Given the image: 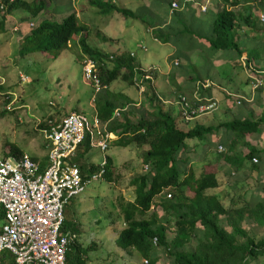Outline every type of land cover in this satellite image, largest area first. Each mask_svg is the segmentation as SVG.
Listing matches in <instances>:
<instances>
[{
  "label": "trees",
  "instance_id": "16d2710c",
  "mask_svg": "<svg viewBox=\"0 0 264 264\" xmlns=\"http://www.w3.org/2000/svg\"><path fill=\"white\" fill-rule=\"evenodd\" d=\"M245 2L259 3L264 7V0H223V3L218 6L214 20L207 26L208 34L202 36L200 31H192L188 26H184L185 30L181 35L203 37L211 50L233 51L238 58L242 52L246 51L238 31L242 25H249L250 17L237 14L233 8ZM0 3L5 5V9L0 10V33L5 31L6 16L17 9L23 8L32 18L42 16L39 23L29 29L20 43L21 56L40 53L56 58L67 48V44L73 37H78V45L85 55L100 64L109 61L107 55L87 45L86 28L78 22L76 12L73 11L60 20H54L44 17L42 13L45 8L41 1L31 6L22 0H15L12 3H9V0H0ZM88 3L97 7L102 13L116 12L125 17H133L127 10L111 0H88ZM182 21H188V13L184 14ZM259 23L251 26L253 31L260 30ZM261 25L264 27V23ZM13 28L14 26L11 28L12 31H14ZM260 39V36L256 38V40ZM247 53L253 69L264 72V59L258 47L254 45ZM109 63L111 64L109 68L98 67L97 73L102 85L109 87L119 80L128 84L133 83L132 78L137 67L130 55L120 54ZM137 69L142 73L139 68ZM147 73L155 79L153 69H149ZM261 77L264 78V74ZM195 79H199L198 76ZM113 95L107 89L98 93L97 117L102 123L108 122L110 132L120 128L121 131L114 142L115 146L129 147L139 151L142 163L147 166V170L137 175L132 182L135 186L133 199L120 205L126 226L115 238L116 247L126 254L137 252L145 258L147 264H158L156 248L152 245L154 237L158 240V246L165 251L169 264H250L264 255V238L257 240L245 229L247 224L264 227V200L254 204L244 202L240 206L231 203L225 206L218 196L208 193L219 185L216 175L205 174L196 178L189 168L186 170L185 167H178V155L186 142L203 140L213 132L226 133L230 140V151L236 148L237 142L243 140L246 146H249L246 139L250 135L260 133V127L264 125V106L259 116L249 111L248 117L242 120L234 119L218 123L214 127L195 125L187 129L177 124L181 119L180 113L174 116L169 110L162 109L163 104L152 82L148 81L144 97L150 106H154L156 113L151 117H149L150 113L147 117L143 114L134 123L125 118L123 126L115 128L112 126V123L116 121H112L114 110L118 107L124 108L131 101L126 99L119 105L116 102L119 97L114 98ZM243 102L244 105H248L247 102ZM145 112L146 110H143V113ZM41 127L47 128L48 125L42 123ZM89 151L88 140H85L77 149L76 157L73 159V162L77 159L81 161L78 167L83 180L99 171L97 165L87 164L86 166L84 160L88 159L85 155ZM254 153L255 149H250L243 158L238 154L236 158L239 162L232 164V167L238 171L243 162L251 159ZM21 155L22 152L18 148L12 147L5 157L19 158ZM223 159L228 160V156L224 155ZM181 163L185 162L181 161ZM39 165L43 170L46 161L40 162ZM110 168L111 162L108 158L104 174L106 180L110 179ZM251 169L257 170L258 167L252 163ZM165 191H168L170 198L164 197L159 204H154V199L164 195ZM71 200L64 207L65 219L62 230L77 233L79 226L73 220L74 212L68 208ZM158 207L162 210L159 217L154 210ZM151 208L153 210L150 218H144V214ZM2 217L3 212L0 209V219ZM172 220L174 228L170 227ZM190 243H193V246L189 250L187 246ZM92 246L91 244L83 248L76 241L66 255V264H85L84 259L88 258L87 255L93 249ZM3 257L8 258L5 254Z\"/></svg>",
  "mask_w": 264,
  "mask_h": 264
},
{
  "label": "rangeland",
  "instance_id": "374dc122",
  "mask_svg": "<svg viewBox=\"0 0 264 264\" xmlns=\"http://www.w3.org/2000/svg\"><path fill=\"white\" fill-rule=\"evenodd\" d=\"M22 1L30 6L41 1L43 7L48 10L46 18L54 20H60L73 11H79L84 7L88 8L86 15H88L89 23H91V37L88 40V45L99 51L108 52L105 47L98 48V46H94V34L99 31V37L97 39L100 38V40H102V34H106L108 31L106 22L111 19L114 20V18H119L120 15L117 13L110 12L106 15L99 11L101 14H98L97 8L88 5V0H56L54 2H50L49 0ZM28 1L29 3H27ZM154 7L157 8V10L154 11V14L160 16L163 13V10H160L161 5L159 6V4H155ZM259 7L263 9L262 5H259ZM257 15L258 14H256V20ZM22 17L24 18L23 20L21 19ZM13 18L14 20H11ZM13 18L8 19L5 31L0 35V82H3V84L0 85V158L5 157V154L9 153L12 147H15L22 153H28L40 163L46 161L47 153L41 133V130L44 128L41 127V124L47 123L48 121L58 123L59 120L70 111V109L81 111L88 119H90L92 117L91 115L94 113L93 107L96 105L98 94H95L92 87L85 84L82 78L83 56L82 54L80 55V49L75 45L76 37L72 38V47L61 51L56 58L40 53L21 56L19 53L20 41L17 40L18 34L11 30L12 25L15 24L18 28L20 27L23 29L24 27H28L30 23L37 25L40 18H32L23 8L15 10L13 12ZM149 20H152V18ZM130 22L131 21L128 19L125 25L129 27L131 24ZM116 23V28L113 30L115 32L114 34L118 38H126L127 34L124 33V31H120V23L118 21H116ZM259 29V32L264 33L263 25H260ZM145 38L147 39V46L150 47L152 44L151 40L149 37ZM261 39L259 40V47L261 54L264 56V38ZM102 44L104 45L105 43ZM127 49L134 50L136 53L141 54L139 50L136 49L133 42L127 45ZM151 51L150 48V54ZM85 57L88 56L86 55ZM106 64L108 67L111 66L109 61L106 62ZM182 65V63L178 67L172 65V74L169 77V84L163 83L160 79H158L155 84L157 93L164 101H169V103L162 102V109L166 111L169 110L174 116H177L178 114V106L174 103L177 96L180 94L187 95L184 94L185 89L183 87H177L173 82L175 78L184 80L190 74V71L183 69ZM207 73L208 75H202L196 72V76L201 80L211 79L216 84L222 83L223 76L219 71L214 73L212 70H207ZM19 74H23L27 79L21 81ZM119 81L112 84L117 86L116 89H119L121 86V82L119 83ZM243 83L245 85L244 80ZM124 86V94H126V96H128L133 102L139 103V106H131L129 110L133 111V113L130 115H128L127 111V113L122 111L123 113L121 112L118 119L122 117L125 119L130 116V121L135 122L139 119L142 110H146L148 114L150 113L149 117L156 113L154 106H150L144 96L139 95L134 83L128 84L124 82ZM113 90L115 89L113 88ZM140 97H142V100ZM260 103V107L258 106L259 108H255L258 115L264 105L263 97L262 102L260 101ZM7 107H9L10 110H8ZM229 118L230 116L224 111V108L218 107L213 114L198 117L196 121H202L201 119H203L206 121L203 122V124L216 125ZM207 121L209 122L207 123ZM192 122L193 121L183 124L184 126L189 124L188 128L190 129L196 125ZM184 126L182 127L186 128V126ZM261 137L262 139L260 140V143L261 147H263L264 135ZM221 140L223 139L210 136L206 141L203 140L204 147H196L194 149L189 146L190 148L188 151H183V153L178 155V167H185L187 170V164L190 161H193L195 162L194 166H197V171L195 173L203 174L205 171L212 172V170H210L212 164L219 163L220 161L223 162L224 155L231 156L232 160H234V157L239 156L238 154L243 155L247 153V146L243 140L242 142H237L236 148L233 149V151L227 149L228 151H226L225 154H216L215 147ZM253 141H257L255 134L250 135L246 139L247 143H252ZM209 142L211 143L209 144ZM208 146H210V149ZM204 148H208L205 154H203ZM115 149H119V147H112L109 150V153H113V150ZM126 149L127 150L119 155V161L116 160V165L113 163L111 164L110 179L106 180L103 177V179L100 180H90V182L86 184L84 191L73 198L68 205V208L74 212L73 220L77 222L79 226L78 232L76 233L78 243L83 248H86L91 244L93 245V249L88 252V258L84 259L85 264H145V258L141 257L137 252L133 251L131 254H126L115 245V238L126 226L120 205L123 202L131 201L133 199L135 186L132 182L137 175H141L145 172V165L141 161V153L129 147H126ZM85 157L88 158H85L86 160H84L86 166L92 164L90 161H95L98 166L102 154L97 150H91L85 155ZM204 159H206L205 161H207V164ZM181 161L185 162V165L181 163ZM80 162L81 161L77 159L74 163L78 166ZM206 167L209 168L206 169ZM225 168H227V166H225ZM224 169L222 173L220 172L221 175L228 173L231 178L235 175L238 178L241 176L240 172L235 171L234 175L231 170L229 171V168L226 170ZM244 184H241V189ZM218 191L220 192L221 190ZM167 193L168 191H165L164 195L156 197L153 201L154 204H159L164 200V197L169 199L166 197ZM220 193L221 202L225 206H228L231 203L232 198L230 196H224L223 191ZM233 198L236 200L235 196H233ZM244 198L246 201L249 200L248 195L244 196ZM235 200L233 203L238 205L237 203L239 202L236 203ZM242 204L243 203H240L239 205ZM158 209L159 208H155L154 210L159 217L161 216V212ZM152 210L153 209L144 214L143 217L149 219ZM1 223L2 219H0V225ZM173 224L174 221L172 220L170 223L171 228H174ZM245 229L253 234L257 240L264 238V227L247 224L245 225ZM189 245L187 247L190 250L193 243H190ZM156 256L158 257V264L170 263L162 247L157 246ZM250 264H264V255L260 256L257 261L251 262Z\"/></svg>",
  "mask_w": 264,
  "mask_h": 264
},
{
  "label": "crops",
  "instance_id": "0c3cea01",
  "mask_svg": "<svg viewBox=\"0 0 264 264\" xmlns=\"http://www.w3.org/2000/svg\"><path fill=\"white\" fill-rule=\"evenodd\" d=\"M112 1L122 9L127 10L129 14L133 15V17L131 16L125 17L117 13L118 15H120V17L117 16L119 18H114V20L111 19L107 21L106 22L107 24L106 27L108 28L107 33L102 34V40H100V38L97 39L99 37L98 36L99 31H97V33L94 34L95 36L94 46H98V48L105 47L107 48L108 52L99 51L96 48L95 49L92 48L93 50L103 53L104 55H111V54L129 55L130 53H133L134 55L132 56V58L135 67L139 68L140 70L153 69L156 75L155 79H153V87L155 89L158 98L163 103L166 102L169 103V101H164L162 97L157 93L155 84L158 79L163 81V83L169 84V77L172 74V65L173 66L176 65L178 67L182 63L183 69H187L190 71V74L184 80L176 79V78L173 80L174 84L177 87H183L185 89L184 94H187L186 96L188 97H191L192 94L194 93L196 82L201 80V79L196 80L194 78L196 76V72L198 74L208 75L207 70H212L214 71V73L219 71V73L223 76L222 83L216 84L211 79H203V80L211 81L212 83H214V86L212 88L204 90L202 94L203 96L206 97L216 98L219 102V108H224V111L229 114L230 118L223 122L232 121L234 119L237 120L245 119L248 117L249 111H252L255 116L260 115L257 114L255 108H257L261 104L260 101L262 102V97L264 98V93L262 91L252 90L249 84V80L246 77L245 69H243L241 65L240 58L241 56H246L248 62L250 63L247 52L252 50L254 45L258 47V51L261 54L259 47L260 41L256 40V38L258 36H260V38H264L262 37L264 36V33L259 31L255 32L251 27L253 24L259 23L260 22L259 16L264 14V9H261L259 7V5L261 4L259 3L256 4L254 2L251 3L245 2V3H239L237 6L233 8L235 9L237 14H240L245 17L248 16L250 17L249 25H242L238 31V34L240 35V41L243 43L246 51L242 52L240 56L237 58L236 54L233 51L211 50L208 47V44L203 39V37L194 38L193 36H190L188 34L181 35L182 32L185 30L184 26H188L189 30L192 31L195 30L200 31L202 33V36L208 34L207 26L210 22L214 20L218 6L219 4L223 3V0H112ZM171 2H176L178 4V8L174 11H171L170 9ZM27 3H29V1ZM155 4H159V6L161 5L160 10H163V13L160 16L154 14V11L157 10V8L154 7ZM88 5L93 6L90 3H88ZM202 7H205L206 10L202 11L201 10ZM87 10L88 8L86 7L80 9L79 11L77 10L76 17L78 19V22L84 25L86 28L85 36H86V43L88 45L89 44L88 40L91 37V33H90L91 23H89L88 15H86ZM97 10H98L97 13L99 14L100 10L98 8ZM47 11H48L47 9H44L42 13L44 17L46 16ZM254 12H255V16H254ZM109 13H104V14L107 15ZM186 13H188V21L183 22L182 19L184 17V14ZM256 14H258L257 20L255 19ZM9 18H13V12L10 15L6 16L5 27L7 26V22ZM38 18H42V16H39ZM150 18H152V20H149ZM21 19L23 20L24 18L22 17ZM128 19L131 21L129 27L125 25ZM11 20H14V18ZM116 21L120 23V31L121 32L124 31V33L127 34L126 38L124 39L118 38L114 34L115 32L113 30L116 28L115 25ZM30 24H32V26H30ZM30 24L28 25V27H24L23 29L19 27L18 31H16L18 34L17 40L20 41L19 43L22 42L24 36L27 34V32H29V29L35 26V24L33 23ZM259 24L261 25L262 22H260ZM13 26H15V24H13L12 27ZM1 34L2 33H0V35ZM145 37H149V39L151 40L152 44L150 47L147 46L146 44L147 39ZM132 42L136 46V49L139 50L141 54L136 53L134 50L127 49V45L131 44ZM102 43L105 44L103 45ZM72 45H73L72 41H70L67 44L66 49H70ZM75 45L80 49L78 45V37H76ZM142 46L146 48V51H143L141 49ZM150 48L152 50L151 54L149 52ZM81 54L82 56H86L80 49V55ZM261 57L262 59H264V56L262 54ZM243 80L245 81V85L243 83ZM120 82H121V86L119 87V89H116L117 86L112 85L113 84L112 83L107 90L109 91V93L114 94L113 95L114 98H116L117 96L119 97L116 101L117 103H119V105L120 103L124 102L126 99H129L131 101V103L127 104L126 106H124V108H122L125 112L126 111L128 112V115H130L131 113H133V111L129 110L130 107L131 106L137 107L139 106V103L133 102L128 96H126V94H124V89H125L124 82L119 81V83ZM113 88L115 90H113ZM223 90L231 93L232 96L234 95V97L227 96L226 94L223 93ZM140 98L142 100V97ZM237 100L240 101V104H237ZM243 101L247 102L248 105H244ZM118 108L120 109V107ZM93 109H94V113L91 115L92 117L97 115L96 105L93 107ZM70 111H75V110L70 109ZM76 112L82 113L81 111H76ZM177 113L179 114L178 107H177ZM140 114H141L140 116L144 114L143 110L142 112H140ZM147 114L148 113L145 112L144 115L147 116ZM127 118L130 120V116H128ZM113 120L114 119H112V121ZM115 120L116 121L112 123L113 124L112 126L115 128L120 125L123 126V123L125 122V119L123 117ZM180 120L181 119L178 120L177 124L178 126L182 127L184 126V124ZM201 120L202 121H196L195 119V121L193 120L192 123H195L196 125H202L205 127L206 126L214 127L218 125V124L216 125L203 124V122L206 121L203 119ZM208 122L209 121H207V123ZM188 125H185L187 129H189ZM260 130H261L260 133L255 134L257 141L248 143L249 146L246 147L247 153L250 149H255V153L251 157L252 158L256 157L257 160L259 159L258 164H255L258 167L257 170H252L251 159H246L241 165V168L238 169V171H236L234 167H232V164L238 163L239 159L233 156L234 160H232V157L228 155L226 156H228V160L230 159V161L224 159L223 162L220 161L219 163H213L212 167H210V170H212V172L205 171L203 174L195 173L197 171L196 168L197 166H194L195 162L190 161L187 164L189 170H191L194 173V177L196 178L202 177L205 174L216 175L219 185L216 189L209 190L208 191L209 194H214L218 196L219 199L221 200L220 192L223 191L224 196L227 197L230 196L232 198L231 203H233V201L235 200L233 198V196H235L236 197L235 202L236 203L239 202L237 203L238 206H240L239 205L240 203H244V202H250L251 204H254L258 201L264 200V146L261 147V143H260V140L262 139L261 136L264 135V125L260 127ZM120 131H121L120 128L111 131L112 140L109 144V150L112 147H119V149L113 150V153H109L108 150V158L110 159L111 164L113 163L114 165H116V160L119 161V155L123 153V151L127 150L126 147L115 146L114 142L117 140V136ZM210 136L218 139H223L218 142L217 146L222 145L224 147L223 153L225 154L226 151H228L227 149H229L230 147V140L229 137L226 135V133L224 131L218 133L213 132L211 135L205 137V139L203 140L206 141L208 138H210ZM203 140H188L185 144V147L179 154L183 153V151L185 152L188 151V149L190 148L189 146H191L194 149L196 147H204ZM210 143L211 142H209V144ZM217 146L215 147V153L223 154L217 152L216 150ZM208 147L210 149V146ZM207 149L208 148H204L203 154L207 152ZM244 156L245 154H243L241 157L243 158ZM205 160L206 159H204V161ZM90 163L96 165L95 161L92 162L90 161ZM205 163L207 164V161H205ZM225 166H227V168H229V171L231 170L232 173H234L235 171L240 172L241 175L240 178L236 177L235 173H234L235 176L233 178H231L228 173H224L223 175H221ZM208 168L206 167V169ZM227 168H225L224 170H226ZM241 184H244L242 189H241ZM217 189L221 191L219 192ZM232 192L234 195L232 194ZM246 195H248L249 197L248 201H246L244 198V196ZM158 208H159L158 210H160V212L162 213L161 208L160 207Z\"/></svg>",
  "mask_w": 264,
  "mask_h": 264
},
{
  "label": "built area",
  "instance_id": "2783aa9c",
  "mask_svg": "<svg viewBox=\"0 0 264 264\" xmlns=\"http://www.w3.org/2000/svg\"><path fill=\"white\" fill-rule=\"evenodd\" d=\"M15 0H9V3ZM178 8L176 2H171L170 9ZM5 5L0 3V10ZM202 11L206 8L202 7ZM264 23V14L259 16ZM32 26V24H30ZM17 26L13 30L16 31ZM146 51L144 46L141 47ZM133 56V53L130 54ZM116 56L110 55L109 61ZM241 65L254 91L264 93V72L253 69L246 56H241ZM106 62L97 63L89 57H82V72L85 84L92 87L95 94L106 90L98 77V67H106ZM141 71V70H140ZM148 70H134L132 81L139 95L146 91L147 82H152ZM20 80L27 79L19 74ZM3 82H0L2 85ZM214 83L209 80L196 82L195 91L191 97L178 95L175 105L178 106L181 119L189 123L198 117L213 114L219 107L214 97L203 96L206 89ZM227 96L231 93L223 90ZM94 100V99H93ZM237 104L240 101L237 100ZM8 110L9 107H7ZM123 109H115L112 119H118ZM48 127L41 130L46 148V166L40 169L28 153H22L19 158H0V209L3 212L0 225V264H66V255L77 241V234L63 231L64 207L69 201L80 195L90 180L103 179L107 165L109 144L112 133L108 130V122L102 123L95 115L88 119L84 113L70 111L58 123L48 121ZM88 140L89 149L102 154L98 164L99 171L83 180L79 167L73 162L79 146ZM217 152L223 153L224 147L217 146ZM256 164V157L251 158ZM147 170V166H144ZM166 197L170 198V194ZM152 245L157 248L158 240L152 239ZM5 254L8 258L3 257ZM147 264V261L144 260Z\"/></svg>",
  "mask_w": 264,
  "mask_h": 264
},
{
  "label": "clouds",
  "instance_id": "9594fccd",
  "mask_svg": "<svg viewBox=\"0 0 264 264\" xmlns=\"http://www.w3.org/2000/svg\"><path fill=\"white\" fill-rule=\"evenodd\" d=\"M112 1V0H111ZM113 2V1H112ZM131 54V53H130ZM129 54V55H130ZM111 55H114V54H111ZM134 55V54H133ZM110 55H108V57H109ZM115 56H118V55H115ZM131 56V55H130ZM132 57V56H131ZM109 60V59H108ZM112 61V60H111ZM105 65H106V67H108L107 66V64L105 63ZM109 68V67H108ZM147 70H149V69H147ZM142 71V70H141ZM152 84H153V79H152ZM107 89H108V87H107ZM140 96H144V94L143 95H140ZM145 98V97H144ZM120 109H122V108H120ZM70 112V111H69ZM76 112V111H75ZM68 113V112H67ZM97 116V115H96Z\"/></svg>",
  "mask_w": 264,
  "mask_h": 264
}]
</instances>
